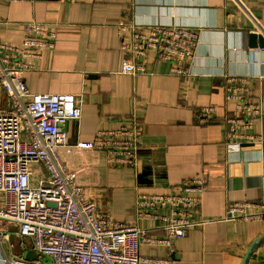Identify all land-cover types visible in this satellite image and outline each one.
Segmentation results:
<instances>
[{
  "label": "crops",
  "instance_id": "crops-1",
  "mask_svg": "<svg viewBox=\"0 0 264 264\" xmlns=\"http://www.w3.org/2000/svg\"><path fill=\"white\" fill-rule=\"evenodd\" d=\"M28 22L54 33L53 47L34 48L38 56L22 58L28 91L73 93L80 103V117L67 122L59 155L75 171L85 197L113 221L163 237L159 219L137 216V198L182 194L183 180L203 177L208 188L192 216L202 223L176 239L172 253L150 244H142L139 253L170 255L173 264H242L251 243L264 235V147L243 142L240 151L227 148L224 117L238 111L224 90L227 77L246 78V101L262 108L248 131L264 135V47L250 37L256 33L264 41V0H0V42L21 44ZM120 23L196 30L187 75L171 74L170 64L151 53L144 73H122L121 44L129 31L120 34ZM6 103L0 86V108ZM204 105L214 107L215 118L199 124L196 110ZM133 125L141 130L134 164L109 163L105 151L94 147L98 131ZM233 203L240 204L237 218L226 219ZM151 212L169 214L165 208ZM253 214L261 216L243 218ZM5 231L0 256L25 258L34 251L29 238L17 236V225L0 219ZM246 264H264V239Z\"/></svg>",
  "mask_w": 264,
  "mask_h": 264
},
{
  "label": "built area",
  "instance_id": "built-area-1",
  "mask_svg": "<svg viewBox=\"0 0 264 264\" xmlns=\"http://www.w3.org/2000/svg\"><path fill=\"white\" fill-rule=\"evenodd\" d=\"M25 36L19 45L0 42V86L7 103L0 108V219L17 225V236L29 238L37 259L19 255L0 256V264H173L172 257H144L142 244L163 245L173 252L176 239L201 221L193 211L208 188L203 177L183 180L182 194L140 195L136 200L137 216L161 221L163 237L151 236L145 228L117 223L99 211L95 201L85 197L76 173L61 160L59 149L66 144V124L78 119L80 103L73 93H30L22 73L28 68L23 57H35L37 47H53L54 33L38 23H25ZM129 31L121 50L125 56L120 71L129 75L144 73L146 55L170 64V73H188L198 32L183 26L154 24L145 28L119 24V32ZM14 55V56H13ZM246 78H226L225 99L234 103L237 113L224 117L225 144L240 151L243 142L264 147V135L248 130L262 116L261 104L246 101ZM196 122L204 124L215 118L212 105L196 110ZM141 130L137 125L114 130H100L94 147L105 151L112 164L133 165L139 149ZM36 168H31V165ZM36 176L34 180L33 177ZM264 181V173H263ZM240 204L233 203L226 219H236ZM157 208L169 210L155 215ZM260 214L243 218H259ZM8 233L0 232V245ZM48 258V262L42 261Z\"/></svg>",
  "mask_w": 264,
  "mask_h": 264
},
{
  "label": "water",
  "instance_id": "water-1",
  "mask_svg": "<svg viewBox=\"0 0 264 264\" xmlns=\"http://www.w3.org/2000/svg\"><path fill=\"white\" fill-rule=\"evenodd\" d=\"M250 37H251L252 40H254L255 38L259 39L260 46H261V47H264V41H263V39H262V37H261L260 35H257L256 33H252V34L250 35ZM262 239H264V235H261L260 237H258L256 240H254V241L251 243L249 249H248L247 252H246V255H245V257H244V261H243L242 264H246V260H247V258H248V255H249L250 252H251V249L253 248V246H254L255 244H257L258 242H260ZM23 256H24L26 259H37V258H38L37 253H36L35 251H26V252L23 254Z\"/></svg>",
  "mask_w": 264,
  "mask_h": 264
}]
</instances>
